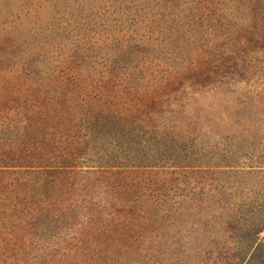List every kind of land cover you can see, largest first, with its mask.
<instances>
[{
	"label": "rangeland",
	"instance_id": "obj_1",
	"mask_svg": "<svg viewBox=\"0 0 264 264\" xmlns=\"http://www.w3.org/2000/svg\"><path fill=\"white\" fill-rule=\"evenodd\" d=\"M259 165L264 0H0V264H264Z\"/></svg>",
	"mask_w": 264,
	"mask_h": 264
},
{
	"label": "trees",
	"instance_id": "obj_2",
	"mask_svg": "<svg viewBox=\"0 0 264 264\" xmlns=\"http://www.w3.org/2000/svg\"><path fill=\"white\" fill-rule=\"evenodd\" d=\"M250 166H253V165H250ZM259 166H263L264 167V165H259Z\"/></svg>",
	"mask_w": 264,
	"mask_h": 264
}]
</instances>
